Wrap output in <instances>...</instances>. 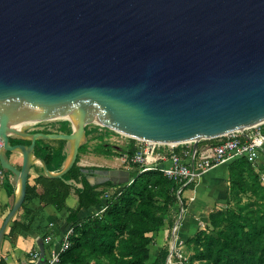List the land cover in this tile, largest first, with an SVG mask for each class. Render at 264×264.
Listing matches in <instances>:
<instances>
[{
    "label": "water",
    "instance_id": "1",
    "mask_svg": "<svg viewBox=\"0 0 264 264\" xmlns=\"http://www.w3.org/2000/svg\"><path fill=\"white\" fill-rule=\"evenodd\" d=\"M59 116H74L63 120L70 132L29 131ZM86 117L133 139L190 142L193 152L201 139L263 124L264 0H0V165L18 181L0 249L32 164L48 177L68 171ZM16 121L32 123L16 131ZM12 137L65 140L60 170ZM7 152L22 153L19 167ZM81 171L96 177L91 185L130 178L125 168Z\"/></svg>",
    "mask_w": 264,
    "mask_h": 264
},
{
    "label": "trees",
    "instance_id": "2",
    "mask_svg": "<svg viewBox=\"0 0 264 264\" xmlns=\"http://www.w3.org/2000/svg\"><path fill=\"white\" fill-rule=\"evenodd\" d=\"M55 129L70 132L69 122L62 121ZM262 130L264 132V123ZM106 131L111 132L109 129ZM89 134L91 139L100 140L94 147L96 153L109 152L105 148L107 144L101 140L104 138L102 134L94 135L86 130V135ZM206 142L216 144L218 137L202 139L198 141V147ZM10 143L31 146L34 155L43 159L50 171L60 170L67 155L65 140L31 141L12 137ZM86 148L85 144H81L78 154ZM134 150V140L130 139L121 154H132ZM77 161L78 155L76 162L60 177H48L42 168L31 166L35 174L33 183H27L23 204L10 221L5 235L15 239L19 233L31 229L36 213L25 207L24 202L35 197L40 203L52 205L57 212L65 214L66 224L73 226L70 245L61 254L58 264H146L149 246L153 243L150 234L164 225L173 207L182 201V191L188 184L168 179L158 170L139 172L140 168L136 165L129 170L133 179L130 184L114 185L107 180L91 185ZM246 161L244 156H237L225 162L228 169V200L237 199ZM7 174L10 172L7 171ZM38 185L42 188L41 192L36 190ZM4 186L9 190L7 183ZM71 194L76 197V206L69 210L66 201ZM103 204L105 209L98 215L77 216L83 208ZM241 218L230 206L226 209L213 207L208 213L206 226L185 241L186 247L192 250L191 259H198L204 264H264V221L255 214L247 220ZM168 254L165 245L150 264H165ZM0 264H5L1 255Z\"/></svg>",
    "mask_w": 264,
    "mask_h": 264
},
{
    "label": "crops",
    "instance_id": "3",
    "mask_svg": "<svg viewBox=\"0 0 264 264\" xmlns=\"http://www.w3.org/2000/svg\"><path fill=\"white\" fill-rule=\"evenodd\" d=\"M39 124L41 123L29 127V131L42 132L43 129H50L43 128ZM204 144L208 143L206 142ZM7 157L17 167L20 166L23 159L22 153L20 152L10 153ZM32 165L42 168L38 162ZM34 175V172L30 170L27 183H33ZM227 178L228 169L224 162L204 171L197 180L186 185L182 191V201L173 207L172 214L166 217L164 225L160 230L150 234L153 238V243L149 246V257L146 264H150L158 255L161 248L167 244L172 234L170 218L177 216L176 221L174 220V223H176L174 243L180 250H183L186 247V239L198 229L206 226L209 211L213 207L219 208L226 205L229 198ZM5 183L9 185V190L4 186ZM17 189L18 181L11 173L8 174L4 183L0 184V226L5 215L14 203ZM36 190L37 192H41L42 188L38 185ZM24 204L25 207L35 211L34 222L30 230L19 233L15 239H10L4 235L0 255L3 257L5 264H32L29 261L30 252L39 248V242L43 244L44 253L48 256L51 249L59 245L61 235L66 226L65 214L57 212L52 205H44L35 197L29 198ZM66 206L69 210L76 206L75 195L71 194L69 196L66 201ZM98 208L99 206L88 209L83 208L78 212L77 216L82 218L97 211ZM48 234L52 236V240L49 244H44V237Z\"/></svg>",
    "mask_w": 264,
    "mask_h": 264
},
{
    "label": "built area",
    "instance_id": "4",
    "mask_svg": "<svg viewBox=\"0 0 264 264\" xmlns=\"http://www.w3.org/2000/svg\"><path fill=\"white\" fill-rule=\"evenodd\" d=\"M42 122H34L32 125ZM133 140L134 152L132 154L124 153L120 157L125 169L130 170L137 165L140 168L139 172L158 170L168 179L177 180L185 185L197 180L201 173L211 167L237 156H244L248 162L256 163L259 157L258 150L264 144V132L262 124L247 127L241 131H233L219 136L218 143L203 144L195 152H193L190 142L159 143L139 139ZM2 146L3 141L0 138V149ZM7 176V171L0 165V184L5 182ZM132 181L133 179L130 177L126 183L130 184ZM104 209L105 205L103 204L93 214L98 215ZM174 230L175 227L173 228L172 240H174ZM72 234L73 226L71 223L66 224L59 245L52 248L48 256L44 253L45 258L42 263H39L42 258L39 248L30 252V263L58 264L61 254L70 245L69 240ZM51 240L52 236L48 234L45 235L43 242L49 244ZM173 258H176L175 261H172ZM165 264H185V256L175 243L173 245L170 243Z\"/></svg>",
    "mask_w": 264,
    "mask_h": 264
},
{
    "label": "rangeland",
    "instance_id": "5",
    "mask_svg": "<svg viewBox=\"0 0 264 264\" xmlns=\"http://www.w3.org/2000/svg\"><path fill=\"white\" fill-rule=\"evenodd\" d=\"M65 119H54L43 121L41 124L43 128H50V130H56L55 128L60 125V123ZM263 125V124H262ZM85 129L90 131L94 135L102 134V142L107 144L105 146L108 149V153H96L94 147L100 142L98 138L91 139V134L87 135V139L82 143L86 145V149L78 154L77 163L86 168L102 167L104 169L109 168H124L121 163V153L126 148L130 138L124 134L114 132L107 126L96 124L94 122H89L86 124ZM109 129L111 132H107ZM202 140V139H201ZM199 140V141H201ZM68 149V147L66 148ZM65 149V150H66ZM258 161L256 163H251L246 161L245 167L242 171V186L238 188V196L236 200L229 199L225 206L221 208L226 209L230 206L236 214L242 216V220H247L250 215L260 216L264 221V144L258 150ZM39 166V165H38ZM99 176V174H96ZM86 178V177H85ZM96 177L90 176L86 180L94 181ZM189 184V183H188ZM229 193V187H228ZM92 211V209H90ZM245 216V217H244ZM172 217V216H171ZM244 217V218H243ZM177 216L170 218L171 227V239L173 237V228L175 227L174 220L176 221ZM174 223V224H173ZM202 229V228H201ZM168 239L167 247L168 251L170 249L171 239ZM171 240V241H170ZM175 241V238H174ZM185 256V264H204L198 259H191L192 250L188 247L181 250ZM168 256V255H167ZM176 259V258H175ZM173 258L172 261H175Z\"/></svg>",
    "mask_w": 264,
    "mask_h": 264
},
{
    "label": "bare ground",
    "instance_id": "6",
    "mask_svg": "<svg viewBox=\"0 0 264 264\" xmlns=\"http://www.w3.org/2000/svg\"><path fill=\"white\" fill-rule=\"evenodd\" d=\"M67 118L74 119V116H66L65 119H67ZM51 119H63V117L59 116V117H53V118H51ZM84 121L87 122V123H89V122H94V123H96V124H102L99 120L94 119V118H92V117H86ZM26 123H32V122H18V121H16V124H15V126L13 127V129H15L16 131H18V129H19L20 127H22L23 125H25ZM171 244H172V245L174 244V240L171 241Z\"/></svg>",
    "mask_w": 264,
    "mask_h": 264
}]
</instances>
